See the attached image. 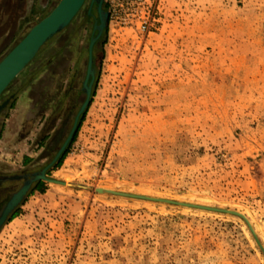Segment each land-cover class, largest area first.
Masks as SVG:
<instances>
[{
    "label": "rangeland",
    "instance_id": "obj_1",
    "mask_svg": "<svg viewBox=\"0 0 264 264\" xmlns=\"http://www.w3.org/2000/svg\"><path fill=\"white\" fill-rule=\"evenodd\" d=\"M58 1L0 0V58ZM104 4L89 103L45 191L0 227V264H264V0ZM88 5L26 70L87 54L98 18L85 24ZM44 76L35 109L50 95Z\"/></svg>",
    "mask_w": 264,
    "mask_h": 264
},
{
    "label": "crops",
    "instance_id": "obj_2",
    "mask_svg": "<svg viewBox=\"0 0 264 264\" xmlns=\"http://www.w3.org/2000/svg\"><path fill=\"white\" fill-rule=\"evenodd\" d=\"M5 46L3 43L0 50ZM69 69V66L63 65L60 69L49 72L46 69L41 70L38 66H34L28 68V70H23V74L18 76L16 82L13 84L12 91L4 99L8 103L0 111V178L4 177V175L16 174H12L9 171L14 165L22 164V167H25V169L31 168L34 160L42 158L45 154L46 156L48 155L50 148L49 140L54 132H50V129L45 125L46 120L43 113H46V111L39 109L41 101L36 102L38 115L34 118L29 115V113L36 110L33 108V104L35 103L32 100L35 96L32 89H35L37 85L43 84L46 79L44 75L51 73L52 86H55L54 96L57 98L58 90L65 76L69 73ZM85 73L86 70H84ZM54 124H52V127H54ZM16 181L10 180L4 183L0 181V185L18 184ZM41 185H44V181H40L38 185L33 186L34 188L31 189L30 194L33 191L41 192L37 189ZM5 193L7 192L1 193L0 197L5 195ZM24 202L25 200L17 206L6 223L20 220L22 216L21 209L25 207Z\"/></svg>",
    "mask_w": 264,
    "mask_h": 264
},
{
    "label": "flooded vegetation",
    "instance_id": "obj_3",
    "mask_svg": "<svg viewBox=\"0 0 264 264\" xmlns=\"http://www.w3.org/2000/svg\"><path fill=\"white\" fill-rule=\"evenodd\" d=\"M72 53H73L72 55H69L66 58L67 60L66 66H69L70 69H69V73L65 76L61 87L58 90V97L56 98L54 96L55 86L53 85L50 88V95L47 97V99L44 102L41 103L39 108L42 109L43 111H46V113L45 112L43 113L44 118L46 120L45 125L47 128L50 129V132H54L53 136L49 140L50 146H52L51 144L55 142V138L62 136L61 132H65L66 125L71 119L70 118L71 113H73L75 110L74 121L77 115L79 114L85 101L84 100L83 102L80 103L78 100L81 90H85V92L87 93L85 87V80L87 76L88 59L85 68L86 73L84 74V77L81 78L84 69V60L86 59V55L80 49H74L72 50ZM92 59H93L92 73L89 76L88 85H90V83L94 81V75L96 69V58L94 56V49L92 50ZM59 78H61V76H59ZM34 91L35 89H32V92ZM59 105L61 106L60 114L59 111L57 110V107ZM34 111H36L35 113L36 115H38V108ZM81 115L82 112L80 113L79 118L81 117ZM52 124H54V127H52ZM71 130L72 128L69 130V132H71ZM65 140L66 138L61 139V143L57 147V150L52 155L51 159L50 160L48 159L47 162H45V164L41 168H36V169L27 168L23 172H19L14 175H4V177L0 178V181L2 183L10 180L20 181L19 184L6 185V186H3L4 184L0 185V194L3 192H7L5 193V195L0 197V227L7 222L10 215L15 211L17 206L25 200V198L28 196V193L31 191L33 186H36L39 184L40 181H43V178L38 177L39 174L44 169H46V174H47L50 163L59 160L62 154H60L59 157L56 156L58 154L59 149L64 144ZM16 196H18V199L16 201H13V199Z\"/></svg>",
    "mask_w": 264,
    "mask_h": 264
},
{
    "label": "water",
    "instance_id": "obj_4",
    "mask_svg": "<svg viewBox=\"0 0 264 264\" xmlns=\"http://www.w3.org/2000/svg\"><path fill=\"white\" fill-rule=\"evenodd\" d=\"M85 1L86 0H59L57 4L45 16H43L32 26H30L24 36L0 59V96L10 85V83L36 56L42 45L56 32L65 28L75 18V16L83 7ZM94 1L96 2L98 9V18L94 26V31L97 30V34L91 38L88 46V52L86 54L88 59L87 76L85 80L87 95L84 104L75 119L74 126L64 144L59 149L56 157H58L65 150L69 140L74 134L79 121V115L89 103L92 93V82L90 83V85H88V79L92 73L93 45L105 28L109 17V12L104 9V0ZM7 103L8 101L6 100L0 104V111L6 106ZM38 177L48 179V177L46 176V169H44ZM69 184L83 186L91 189L93 188V186L91 185L80 183ZM98 190L104 189L99 188ZM18 196H16L13 201H16L18 199Z\"/></svg>",
    "mask_w": 264,
    "mask_h": 264
},
{
    "label": "trees",
    "instance_id": "obj_5",
    "mask_svg": "<svg viewBox=\"0 0 264 264\" xmlns=\"http://www.w3.org/2000/svg\"><path fill=\"white\" fill-rule=\"evenodd\" d=\"M87 1H89V5H88V9H87V13H86V16H85V18H84V20H85V24H86V21H89L90 19H92V18H94L95 17V19L98 17V12H97V10H96V2L94 1V0H87ZM104 8L107 10V6H106V4H104ZM49 12V11H48ZM47 12V13H48ZM46 13V14H47ZM45 14V15H46ZM45 15H43V16H45ZM42 16V17H43ZM41 17V18H42ZM39 20V19H38ZM37 20V21H38ZM75 22V19L74 20H72L65 28H63V29H61V30H59V32L60 31H63V30H65V29H71V26L73 25V23ZM58 33V32H57ZM55 35V34H54ZM53 35V36H54ZM53 36H51V37H53ZM50 37V38H51ZM16 44V43H15ZM14 44V45H15ZM13 45V46H14ZM101 45V37L100 38H98L97 40H96V42H95V44H94V47H93V49H94V56L96 57V51H97V49L99 48V46ZM12 46V47H13ZM11 47V48H12ZM11 48H9L8 49V51L11 49ZM7 51V52H8ZM6 52V53H7ZM5 53V54H6ZM4 54V55H5ZM3 55V56H4ZM2 56V57H3ZM1 57V58H2ZM0 58V59H1ZM19 76V75H18ZM17 76V77H18ZM17 77L10 83V85L6 88V90L1 94V98H2V96L4 95V93L8 90V89H11V87L13 86V83H14V81L17 79ZM4 97V96H3ZM4 101V100H3ZM75 136H76V134L74 135V137H73V139L75 138ZM67 153V151H65L63 154H62V156H61V158H60V160L59 161H61V160H63L64 159V157H65V154ZM37 189H39L41 192H44L45 191V187L43 186V185H41L39 188H37Z\"/></svg>",
    "mask_w": 264,
    "mask_h": 264
},
{
    "label": "built area",
    "instance_id": "obj_6",
    "mask_svg": "<svg viewBox=\"0 0 264 264\" xmlns=\"http://www.w3.org/2000/svg\"><path fill=\"white\" fill-rule=\"evenodd\" d=\"M108 12H109V16H110V13H111V12H110V11H108ZM108 18H109V17H108ZM142 26H143V28H145V27H146V24L143 23Z\"/></svg>",
    "mask_w": 264,
    "mask_h": 264
}]
</instances>
